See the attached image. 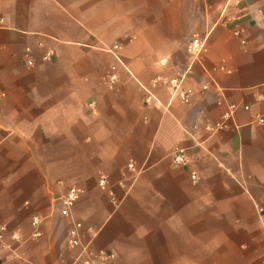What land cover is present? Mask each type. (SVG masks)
Returning <instances> with one entry per match:
<instances>
[{"label": "crops", "instance_id": "crops-1", "mask_svg": "<svg viewBox=\"0 0 264 264\" xmlns=\"http://www.w3.org/2000/svg\"><path fill=\"white\" fill-rule=\"evenodd\" d=\"M257 115L264 0H0V264H264Z\"/></svg>", "mask_w": 264, "mask_h": 264}, {"label": "built area", "instance_id": "built-area-1", "mask_svg": "<svg viewBox=\"0 0 264 264\" xmlns=\"http://www.w3.org/2000/svg\"><path fill=\"white\" fill-rule=\"evenodd\" d=\"M238 34V32L236 33ZM121 49V46L116 44L114 46V50H115V56L116 59L119 63H122L121 57L119 56V50ZM206 49V42L201 40L200 38H194L191 41V47L190 50L192 52L193 55H195L196 57L199 56L204 50ZM52 54L48 53L45 56V59H48ZM30 63L32 64V62L30 61ZM115 69V68H113ZM117 79L116 74H111L110 75V82H115ZM156 82H162L164 84H167L171 90V93L175 96H177L182 102L184 103H190L193 97V90L192 89H185L182 86L183 83V78H172V79H165L162 77H158L156 79ZM208 86H204V89H207ZM146 102L147 104H151V105H160V101L158 100V98L151 92L148 91V94L146 96ZM237 109V105L232 103L229 104L228 107V111L224 114V120H228L230 119L234 112ZM248 109V108H246ZM256 120L257 123L261 126H264V116L261 115H257L256 116ZM173 164L175 166H185L189 159H188V154H187V150L183 147H177L174 151H173ZM129 168L134 169L135 166L133 163L129 164ZM192 179L193 180H197L198 176L196 173H193L192 175ZM100 184L102 186L106 185V178H102ZM80 197V190L77 187H71L68 192L66 193V195L63 197L62 200V214L64 216H69L72 210V207L74 206V204L78 201ZM40 220L38 217L34 218L33 220V225L37 226L39 224ZM82 228V224L80 222H75L73 224V227L70 229L69 231V236H70V240H71V245L73 247H83V259L82 262L83 264H95L94 260L95 259H100V262L98 264H107V260L108 259H113L115 256L113 254H99L97 252H95L94 250L90 249L88 246H82L81 240H80V231ZM38 235V234H37Z\"/></svg>", "mask_w": 264, "mask_h": 264}]
</instances>
